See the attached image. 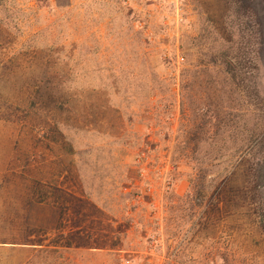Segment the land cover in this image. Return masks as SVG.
<instances>
[{
	"label": "rangeland",
	"instance_id": "374dc122",
	"mask_svg": "<svg viewBox=\"0 0 264 264\" xmlns=\"http://www.w3.org/2000/svg\"><path fill=\"white\" fill-rule=\"evenodd\" d=\"M238 2L0 0V264H264V0Z\"/></svg>",
	"mask_w": 264,
	"mask_h": 264
},
{
	"label": "trees",
	"instance_id": "16d2710c",
	"mask_svg": "<svg viewBox=\"0 0 264 264\" xmlns=\"http://www.w3.org/2000/svg\"><path fill=\"white\" fill-rule=\"evenodd\" d=\"M229 1H230V4H232V5H237L239 3L238 0H229ZM241 5H243V4H241ZM247 9H249L251 11L250 13L253 12L252 8L249 7ZM241 50H242V48H240L238 50V52H235V51H233V49H229L227 52L224 53V55L217 57V60L218 59L223 60V62L222 61H220V62L226 67L225 71L227 72L228 76L231 78V81H233V83H237L238 81H241L240 80L241 79V73H240L241 68H240L239 64H237V63L233 64V62L231 60L233 59V54H236V53L240 54L239 56L237 55L238 57H241V54H243V53H241ZM217 60L212 61V64L217 65L218 64ZM206 71H208V70H206ZM196 73H199V72H196ZM241 83L242 82H240V84ZM33 245H35V244H33ZM35 246H37V244Z\"/></svg>",
	"mask_w": 264,
	"mask_h": 264
}]
</instances>
